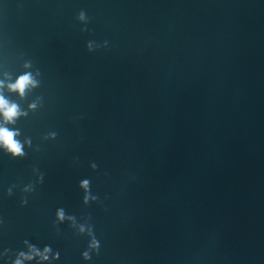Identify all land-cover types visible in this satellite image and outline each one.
I'll return each mask as SVG.
<instances>
[{"label": "water", "instance_id": "95a60500", "mask_svg": "<svg viewBox=\"0 0 264 264\" xmlns=\"http://www.w3.org/2000/svg\"><path fill=\"white\" fill-rule=\"evenodd\" d=\"M0 84V264H264V0H0Z\"/></svg>", "mask_w": 264, "mask_h": 264}, {"label": "clouds", "instance_id": "9594fccd", "mask_svg": "<svg viewBox=\"0 0 264 264\" xmlns=\"http://www.w3.org/2000/svg\"><path fill=\"white\" fill-rule=\"evenodd\" d=\"M83 18V16H81ZM35 87L36 82L33 80L31 74H25L17 79L15 84H9V91L18 93L21 97H23L25 93V89L27 87ZM0 87H3V84H0ZM34 107V106H33ZM22 113L19 111L18 106L16 104H9L8 101L4 99L3 96H0V116H3L5 122L12 123L16 118H18ZM19 133L15 131H9L5 127H0V146H3L10 154L14 157L23 155V145L16 139ZM81 187L87 191L88 181H83ZM85 201H87V197H85ZM57 219L59 221H63L65 219V213L63 209H59L57 211ZM83 231V229H81ZM93 246H97L94 245ZM49 251L48 248H45V254ZM38 254V253H37ZM27 259H31V257H26ZM43 259H47V255L42 257ZM85 258H87V254L85 253ZM16 264H20V261H17Z\"/></svg>", "mask_w": 264, "mask_h": 264}]
</instances>
